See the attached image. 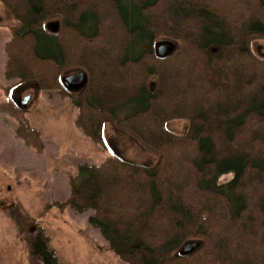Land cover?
I'll list each match as a JSON object with an SVG mask.
<instances>
[{"label":"trees","instance_id":"trees-1","mask_svg":"<svg viewBox=\"0 0 264 264\" xmlns=\"http://www.w3.org/2000/svg\"><path fill=\"white\" fill-rule=\"evenodd\" d=\"M250 1L224 13L207 0H99L89 8L86 0H0L16 21L3 45L4 78L70 97L77 109L73 125L92 143L104 146L102 123L110 120L157 155L150 166L115 153L98 164L79 162L67 178L66 199L51 203L89 210L87 223L124 264H264V55L250 48L251 40L264 38V0ZM102 38L101 58L79 48ZM157 41L171 42L172 50L156 55ZM189 52L202 68L197 76L193 69L175 75L172 69ZM114 67L122 75L109 72ZM99 68L106 72L99 75ZM71 70L85 78L76 92L61 84ZM13 85L5 88L0 112L14 120L15 136L40 152L39 131L9 96ZM172 118L187 120L184 133L165 127ZM182 148L190 154L170 155ZM225 174L229 179L219 181ZM200 195L205 202L194 199ZM249 206L256 218L240 223ZM231 238L240 242L236 252L242 244L251 259L237 263L227 256ZM186 241L199 246L177 255ZM28 255L60 264L40 228Z\"/></svg>","mask_w":264,"mask_h":264},{"label":"rangeland","instance_id":"rangeland-1","mask_svg":"<svg viewBox=\"0 0 264 264\" xmlns=\"http://www.w3.org/2000/svg\"><path fill=\"white\" fill-rule=\"evenodd\" d=\"M207 1L212 5L215 3L216 7L220 6L224 13H230L236 3L239 5L251 2L250 0L233 2L230 0L231 4L225 6L226 0ZM99 3V0H86L85 5L87 8L97 7ZM232 11L235 12V9ZM150 20L156 23L153 22L154 19ZM157 24L166 26V21L159 20ZM14 25L16 21L0 3V104L8 99L5 88L14 84V79H6L3 76L5 63L3 45L9 38L8 27ZM189 31L193 33L192 30ZM77 37L75 38L77 41L83 40L79 35ZM105 41L102 38L95 45L83 42L78 46L82 51L88 53L93 51L92 54L101 58L97 48L101 51ZM74 43V40L71 41V45L76 46ZM250 48L255 55H264V38L251 40ZM112 56L114 61L119 58L118 52H113ZM113 60L112 63H114ZM107 62L111 61L105 60L102 64ZM192 69L196 75L197 62L194 55L189 52L184 63L172 70L178 73ZM73 70L68 73L78 72ZM113 70L122 75L116 67L109 72L114 73ZM99 72V75H102V72L106 71L99 68ZM68 73L66 75H69ZM168 74L170 75L171 72L169 71ZM196 82L192 81L190 84L199 85ZM22 84L24 85L19 88L15 86L11 90V97L22 98L29 94L23 113L29 125L39 131L42 149L37 152L25 145L14 134V120L9 115L0 112V264H40L38 259H32L28 255L30 240L37 228H40L47 237V243L60 264H124L108 250L98 231L87 223L86 217L90 213L89 210L77 213L69 207L58 209L51 203L66 199L68 195L67 178L75 173L76 164L79 162L98 164L113 152L131 163L150 166L157 161V155L140 145L130 133L120 129L110 120H105L101 128L104 146L92 143L73 125L77 109L70 97L61 96L53 90H39L35 84L30 82ZM185 85V83H179L176 86L183 89L187 87ZM213 98L205 95V99L210 101H215ZM183 99L188 101L189 95ZM201 104L198 103L197 108L204 109V105ZM165 127L173 133H184L187 120L184 118L168 119ZM178 153L181 156H188L190 149L182 148L170 155L177 157ZM229 177V174L222 175L219 181H226ZM261 191L259 195L264 194V186ZM194 199L200 203L205 202L202 195L195 196ZM250 215L256 218L255 210L249 206L248 210L243 213L240 223ZM228 242L229 245L225 246H228L226 252L230 259L235 258L237 263L246 261L247 258L251 259L248 254L253 255V253L246 250L242 244L238 245L236 252V244L240 243L238 240L231 238ZM233 251L235 253H231Z\"/></svg>","mask_w":264,"mask_h":264},{"label":"water","instance_id":"water-1","mask_svg":"<svg viewBox=\"0 0 264 264\" xmlns=\"http://www.w3.org/2000/svg\"><path fill=\"white\" fill-rule=\"evenodd\" d=\"M49 26L52 30H55L57 27V23L53 22ZM172 48H173V44L169 41H157L154 44V51L158 56H163L168 54L172 50ZM84 80L85 78L83 73L76 72L73 74L63 76L61 78V84L70 91H76L82 88L84 84ZM28 98L29 97L24 98L23 103L20 105L21 108H24L26 104L25 102L27 101ZM198 246L199 243L197 241H186L178 248L176 254L179 256H186L191 252H193Z\"/></svg>","mask_w":264,"mask_h":264},{"label":"flooded vegetation","instance_id":"flooded-vegetation-1","mask_svg":"<svg viewBox=\"0 0 264 264\" xmlns=\"http://www.w3.org/2000/svg\"><path fill=\"white\" fill-rule=\"evenodd\" d=\"M27 95V96H26ZM26 95H24V96H22V98L20 97H18V98H13V96H12V98L14 99V101L16 102V103H18V104H22L23 103V101H24V98L25 97H29V94H26Z\"/></svg>","mask_w":264,"mask_h":264},{"label":"crops","instance_id":"crops-1","mask_svg":"<svg viewBox=\"0 0 264 264\" xmlns=\"http://www.w3.org/2000/svg\"><path fill=\"white\" fill-rule=\"evenodd\" d=\"M21 85H24V84H22V83H20V84H18V85H16L18 88L21 86ZM15 88V87H14ZM13 88V89H14ZM11 94V93H10ZM103 124V123H102ZM102 131V130H101ZM103 134V133H102ZM113 153V152H112Z\"/></svg>","mask_w":264,"mask_h":264}]
</instances>
